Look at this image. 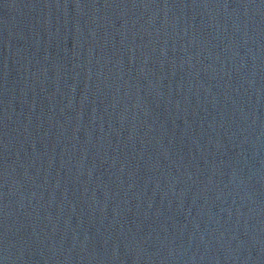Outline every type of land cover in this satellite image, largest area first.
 Wrapping results in <instances>:
<instances>
[{"label": "water", "instance_id": "water-1", "mask_svg": "<svg viewBox=\"0 0 264 264\" xmlns=\"http://www.w3.org/2000/svg\"><path fill=\"white\" fill-rule=\"evenodd\" d=\"M0 264H264V0H0Z\"/></svg>", "mask_w": 264, "mask_h": 264}]
</instances>
